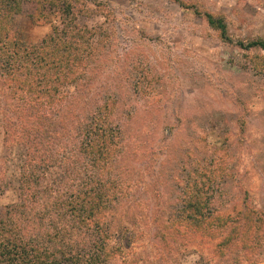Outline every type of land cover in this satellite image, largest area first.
Segmentation results:
<instances>
[{"label":"rangeland","instance_id":"rangeland-1","mask_svg":"<svg viewBox=\"0 0 264 264\" xmlns=\"http://www.w3.org/2000/svg\"><path fill=\"white\" fill-rule=\"evenodd\" d=\"M34 1L41 0L22 4L12 18L13 32L32 45L63 19L56 12L36 18ZM194 10L222 18L228 41ZM41 11L51 13L48 7ZM73 15L90 30L94 52L77 80L61 88L66 114L52 118L86 116L97 94L114 101L108 126H101L112 133L117 155L102 179L111 189L98 225L105 237L94 245L96 229L53 223L46 230L42 214L51 210L52 192L72 196L97 175L88 167L71 171L68 151L29 160L40 142L24 138L34 118L27 116L32 103L26 105L23 93L1 80L0 214L26 194L23 204L36 213L22 218L27 226L21 237L51 254L60 248L83 259L100 256L99 264H264V51L237 46L264 37V0H77ZM187 189L201 193L208 214L240 218L246 208L258 212L250 243L232 245L217 257L218 240L181 234V228L159 240L160 229L174 224ZM57 228L81 235L78 249L73 239L56 247ZM109 249L117 253L106 257Z\"/></svg>","mask_w":264,"mask_h":264},{"label":"trees","instance_id":"trees-1","mask_svg":"<svg viewBox=\"0 0 264 264\" xmlns=\"http://www.w3.org/2000/svg\"><path fill=\"white\" fill-rule=\"evenodd\" d=\"M28 2L32 3V0H0V80L13 90L22 92L26 105L32 103V109L27 116L34 118L30 121V128L25 130L24 138L40 139V142L34 147L38 155H30V152L29 160L37 158L39 162H43L49 158H57L59 154L65 155L68 151L66 155L74 163L71 171L88 167L92 174L97 175L96 180L85 183L81 190L72 196L67 197L53 191L51 210L48 208L46 215L42 214L48 221L46 230L54 229L51 225L53 223L70 228L82 227L84 232L87 229H96L92 235V241L96 245L97 241L105 237V228L100 230L98 225L108 210V193L111 191L102 180L103 174L109 171L117 156L112 133L108 128L102 129L101 126H108L107 119L114 109V101L111 96L100 99L97 94L91 106L87 108L86 116L79 112L74 114L72 119H67L70 115L68 110L69 114L65 117H58L56 120L52 118L55 113L63 112L61 109L68 104L67 95L61 92V88L74 83L87 67L94 52L90 41L92 34L89 29L77 25L74 20L77 0L34 1L36 18L47 20L56 12L60 13L63 19L60 28L50 25V33L39 43L26 44L13 32L12 18L20 13L21 5ZM178 4L182 6V2L178 1ZM45 7H48L51 13L43 14L41 10ZM193 13L203 19L206 25L217 33L220 40L228 41L222 18L197 10ZM237 46L246 52L250 49L264 51V37L246 44L238 42ZM38 108L42 109V113L38 112ZM43 119L47 121V126L43 125ZM51 134L54 135L53 138ZM44 139L45 144H42ZM30 169L28 166L26 171ZM23 175L32 179L27 172H23ZM28 188L32 189L31 186ZM26 192L28 194L29 190L25 189ZM25 195L20 196L17 206H6L0 214V264H99L100 256L83 259L76 252L72 251L67 255V252L60 248H55L54 254H51L43 248L37 250L35 242L26 234L23 235V240L20 232L26 231L27 224L23 225L22 218L28 220L32 213H36L34 207L23 204L26 203ZM63 214L65 217L62 219ZM259 217L260 214L250 208H246L240 218L208 214L206 200L201 198V193L187 189L181 195L180 209L176 212L174 224L160 229L157 237L163 242L169 236L170 230L179 232L181 228V234L186 233L210 241L218 240L214 244L213 254L222 257L230 246L240 243L238 246L244 247L250 243H247L249 231L253 229L254 223L260 220ZM256 229L259 230L257 227ZM67 235L72 238L67 239ZM52 237L57 240L56 247H61L62 244L65 245L66 240L68 242L73 239L76 243L73 246L75 249H78L82 240L81 235L80 238L70 235L69 229L65 234L57 228ZM114 253H117L116 249H109L105 256L110 257Z\"/></svg>","mask_w":264,"mask_h":264}]
</instances>
